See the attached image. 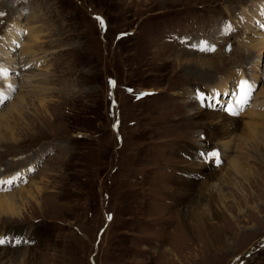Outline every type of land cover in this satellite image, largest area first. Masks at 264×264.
Returning <instances> with one entry per match:
<instances>
[{
  "label": "rangeland",
  "instance_id": "obj_1",
  "mask_svg": "<svg viewBox=\"0 0 264 264\" xmlns=\"http://www.w3.org/2000/svg\"><path fill=\"white\" fill-rule=\"evenodd\" d=\"M246 2L0 0V115L22 104L0 194L25 200L1 214L0 264H264V18Z\"/></svg>",
  "mask_w": 264,
  "mask_h": 264
},
{
  "label": "bare ground",
  "instance_id": "obj_2",
  "mask_svg": "<svg viewBox=\"0 0 264 264\" xmlns=\"http://www.w3.org/2000/svg\"><path fill=\"white\" fill-rule=\"evenodd\" d=\"M243 3V2H242ZM243 5V4H242ZM245 6H247V7H245ZM243 8H242V11L243 10H245V11H247V10H249V8L250 9H254V14L255 15H257L256 16V19L258 18V17H262V18H264V0H247V2H246V5H245ZM18 35H19V33H18ZM248 47V46H247ZM246 47V48H247ZM249 47H251L252 48V50L254 49V47L253 46H249ZM255 49H257V46H255ZM261 49L262 48H260L259 50H257L258 52H260L259 54H261ZM246 50V49H245ZM256 51V52H257ZM186 55V54H185ZM7 64H8V62H7ZM253 77V76H252ZM257 78V77H256ZM241 79L242 80H245V81H247L243 76H241ZM254 79L255 78H253L252 79V83L254 82ZM212 82V81H211ZM248 82V81H247ZM248 84H250L251 86H252V84L251 83H249L248 82ZM236 86V92L238 93V91H237V85H235ZM197 94V92L195 93V95ZM197 96V95H196ZM201 97L202 98H204L203 97V95L201 94V95H199L198 94V96H197V99L199 100V99H201ZM213 98H214V100L216 101V99L218 98L217 97V93L215 92L214 93V95H213ZM239 99V95H238V98H236V102H237V100ZM21 102H16V103H14V104H12L11 105V108L10 109H8L7 111H6V113L5 114H3V115H0V129H1V127H4L5 128V130H8L9 132H10V134H11V127H10V124H9V119H11L12 118V113L13 112H15L16 110H18V109H20V107H21ZM240 105V104H239ZM200 109H203V108H201V106H198ZM234 107H236L235 105H234ZM20 112V111H19ZM14 121V120H13ZM217 128H219V125H218V127ZM13 134V133H12ZM0 137H1V135H0ZM12 137V136H11ZM9 139V138H8ZM5 140V139H4ZM7 140V139H6ZM9 141V140H8ZM205 145V144H204ZM210 147V145H208L207 147H204V148H206V149H208ZM206 149H205V151H206ZM210 151H212V152H214V148L213 149H210ZM207 152V151H206ZM208 153V152H207ZM219 155H218V160L219 159H222L223 157L220 155V153H218ZM209 157V156H208ZM217 158H215V160H216ZM242 159V158H241ZM213 160V159H212ZM211 160V161H212ZM210 161V162H211ZM209 162V163H210ZM213 162V161H212ZM216 162V161H215ZM240 163L241 162H238L236 159H233L232 161H231V167H232V169L235 171V172H240ZM206 165H208V164H206ZM210 165V164H209ZM218 166V165H217ZM203 167H204V170L203 171H209V170H207L206 169V167L204 166V164H203V166H202V168H200V169H203ZM209 168V167H208ZM219 168V167H218ZM218 168L217 169H215V171H218ZM250 168V167H249ZM234 173V172H233ZM242 174V173H241ZM26 190V189H25ZM35 190H36V192L37 193H39L40 192V190H38L37 189V187H35ZM23 190H21V191H18V194L15 196V194H13V193H8V194H0V217H1V214H2V216H7V218H11V217H14V216H17V215H19V212H20V210H19V207H18V205H17V201H21L22 202V204L24 203V201L25 200H23L24 199V197H23V192H22ZM25 193L24 194H26L27 196H28V198L29 199H31V200H33L34 199V195H33V192L31 191V189H28V190H26V191H24ZM17 199H19V200H17ZM27 200V199H26ZM17 235V234H16ZM27 235V234H26ZM12 238V237H11ZM0 239H1V236H0ZM4 239V238H3ZM18 238H16V239H14L13 238V240H17ZM28 239V238H27Z\"/></svg>",
  "mask_w": 264,
  "mask_h": 264
},
{
  "label": "snow or ice",
  "instance_id": "obj_3",
  "mask_svg": "<svg viewBox=\"0 0 264 264\" xmlns=\"http://www.w3.org/2000/svg\"><path fill=\"white\" fill-rule=\"evenodd\" d=\"M0 74H6V73H2V70H0ZM239 90H240V95H239V99L237 100V104H246L247 103V99H248V96L249 94L251 93V85L248 84L247 81L245 80H242L240 81V84H239ZM229 111H231V109H229ZM211 157L213 158H217V162H218V153L217 152H212L210 154ZM12 184V181L9 180V181H0V184ZM2 243V242H0Z\"/></svg>",
  "mask_w": 264,
  "mask_h": 264
},
{
  "label": "water",
  "instance_id": "obj_4",
  "mask_svg": "<svg viewBox=\"0 0 264 264\" xmlns=\"http://www.w3.org/2000/svg\"><path fill=\"white\" fill-rule=\"evenodd\" d=\"M229 50H230V45H227L224 51L229 52Z\"/></svg>",
  "mask_w": 264,
  "mask_h": 264
}]
</instances>
